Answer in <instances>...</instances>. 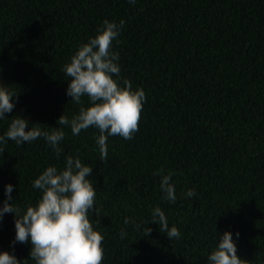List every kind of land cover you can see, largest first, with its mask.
Returning <instances> with one entry per match:
<instances>
[{
  "label": "trees",
  "instance_id": "obj_1",
  "mask_svg": "<svg viewBox=\"0 0 264 264\" xmlns=\"http://www.w3.org/2000/svg\"><path fill=\"white\" fill-rule=\"evenodd\" d=\"M104 20L125 21L112 47L121 86L129 80L146 99L139 131L130 140L109 136L102 161L98 129L73 135L57 121L80 107L66 95L64 66ZM0 84L15 95L0 135L15 116L65 133L58 158L42 137L0 145V207L9 184V203L21 213L35 206L33 181L77 157L92 167L89 218L104 237L102 264H208L225 231L238 257L264 264V0H0ZM161 168L174 173L175 203L153 175ZM156 207L179 239L150 221ZM15 218L0 220V252L35 264L30 241L15 242Z\"/></svg>",
  "mask_w": 264,
  "mask_h": 264
},
{
  "label": "clouds",
  "instance_id": "obj_2",
  "mask_svg": "<svg viewBox=\"0 0 264 264\" xmlns=\"http://www.w3.org/2000/svg\"><path fill=\"white\" fill-rule=\"evenodd\" d=\"M128 2L133 4L135 0ZM124 25V20L119 23L104 20L95 37L79 46L70 63L64 66V72L70 78L66 95L80 107L78 114L71 119L61 115L57 124L70 126L73 135H79L90 127L98 129L99 135L95 140L102 161L107 159L109 136L130 140L139 131L146 99L145 92L141 88L133 90L129 80L123 79L121 86L119 53L112 51V47ZM14 96L0 84V120L6 117V113L13 111ZM83 97H87L88 106L83 105ZM29 125L27 119L15 116L6 133L0 135V145L6 144L8 140L21 145L42 137L58 158L63 151L58 145L65 137L64 131L59 127L45 131L40 124ZM3 152L4 149L0 147V155ZM91 174L92 167L72 156L65 158V166L61 170L56 166H48L33 181V187L41 190V198L35 206H26L23 213L8 202L13 200V186H5L7 200L0 207V220L5 213L15 215V242L24 244L30 241L29 258L35 264H102L104 237L94 230L89 218L90 210H95L96 197V189L88 179ZM153 175L160 176L159 185L164 199L175 203V185L171 182L174 173H165L161 168ZM185 195L188 198L195 196V189H188ZM152 216L150 221L158 224L159 230L166 233L169 239H179V230L175 226L169 228L168 220L159 207L153 209ZM124 223L127 225L129 220L125 219ZM150 233L151 229L146 227L144 235ZM125 235L121 229V237ZM236 235L238 237L239 233ZM207 262L248 264V261L238 257L236 244L228 231L220 237L215 250L208 255ZM0 264L20 262L8 252H0Z\"/></svg>",
  "mask_w": 264,
  "mask_h": 264
}]
</instances>
